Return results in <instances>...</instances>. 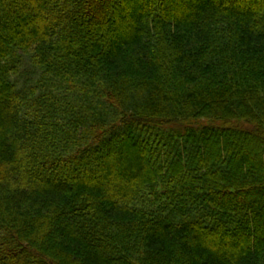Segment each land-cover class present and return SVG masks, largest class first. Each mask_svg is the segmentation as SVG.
<instances>
[{
    "label": "trees",
    "instance_id": "obj_1",
    "mask_svg": "<svg viewBox=\"0 0 264 264\" xmlns=\"http://www.w3.org/2000/svg\"><path fill=\"white\" fill-rule=\"evenodd\" d=\"M196 1L0 0V264H264V0Z\"/></svg>",
    "mask_w": 264,
    "mask_h": 264
},
{
    "label": "rangeland",
    "instance_id": "obj_2",
    "mask_svg": "<svg viewBox=\"0 0 264 264\" xmlns=\"http://www.w3.org/2000/svg\"><path fill=\"white\" fill-rule=\"evenodd\" d=\"M216 2L217 1H213V0H197L196 2H194V11L195 12H197V9H198V7L199 6H210V5H215L216 4ZM131 7H133V5H131ZM138 7V6H137ZM224 7H228V4L227 5H224ZM173 9V11L175 10V8H172ZM171 9V10H172ZM178 10L179 11H181L182 10V7L181 6H178ZM168 11H169V9H167V13H168ZM150 201H152V202H158V203H160L161 202V196H160V194L157 196V197H155V198H153V199H151ZM147 204V206H149V202L147 201L146 202ZM157 203V204H158ZM211 243H212V245L215 247L216 245H221V243L219 242V240H215V241H211ZM223 247H225V246H223ZM222 249V248H221ZM221 251V252H220ZM220 251H217L218 253H219V255L221 256V257H225V254H224V250H220Z\"/></svg>",
    "mask_w": 264,
    "mask_h": 264
}]
</instances>
